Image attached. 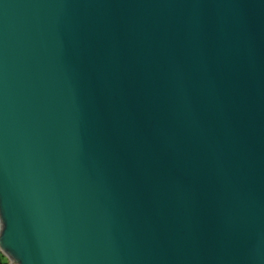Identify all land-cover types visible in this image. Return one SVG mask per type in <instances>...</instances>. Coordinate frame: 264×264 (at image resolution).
Masks as SVG:
<instances>
[{
	"label": "water",
	"instance_id": "1",
	"mask_svg": "<svg viewBox=\"0 0 264 264\" xmlns=\"http://www.w3.org/2000/svg\"><path fill=\"white\" fill-rule=\"evenodd\" d=\"M8 264H264V0H0Z\"/></svg>",
	"mask_w": 264,
	"mask_h": 264
},
{
	"label": "rangeland",
	"instance_id": "2",
	"mask_svg": "<svg viewBox=\"0 0 264 264\" xmlns=\"http://www.w3.org/2000/svg\"><path fill=\"white\" fill-rule=\"evenodd\" d=\"M0 259L2 260V262H7L8 261V258L4 254L0 255Z\"/></svg>",
	"mask_w": 264,
	"mask_h": 264
},
{
	"label": "built area",
	"instance_id": "3",
	"mask_svg": "<svg viewBox=\"0 0 264 264\" xmlns=\"http://www.w3.org/2000/svg\"><path fill=\"white\" fill-rule=\"evenodd\" d=\"M1 254H4V253L0 250V255H1ZM8 263H9V261H8L6 264H8Z\"/></svg>",
	"mask_w": 264,
	"mask_h": 264
},
{
	"label": "crops",
	"instance_id": "4",
	"mask_svg": "<svg viewBox=\"0 0 264 264\" xmlns=\"http://www.w3.org/2000/svg\"><path fill=\"white\" fill-rule=\"evenodd\" d=\"M0 262H2V260H1V259H0ZM7 262H8V261H7ZM7 262H2V263H5V264H6Z\"/></svg>",
	"mask_w": 264,
	"mask_h": 264
},
{
	"label": "trees",
	"instance_id": "5",
	"mask_svg": "<svg viewBox=\"0 0 264 264\" xmlns=\"http://www.w3.org/2000/svg\"><path fill=\"white\" fill-rule=\"evenodd\" d=\"M0 264H5V263L0 262Z\"/></svg>",
	"mask_w": 264,
	"mask_h": 264
}]
</instances>
